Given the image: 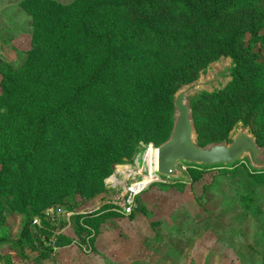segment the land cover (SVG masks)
I'll return each mask as SVG.
<instances>
[{"label":"rangeland","instance_id":"374dc122","mask_svg":"<svg viewBox=\"0 0 264 264\" xmlns=\"http://www.w3.org/2000/svg\"><path fill=\"white\" fill-rule=\"evenodd\" d=\"M86 1L0 0V236L17 239L29 219L31 225L37 219L36 226L42 229L32 239L33 247L26 244L21 250L11 242L6 245L7 250L13 249V258L31 255L36 258L40 254L58 255L62 248L69 247L66 251L71 253L100 254L104 264H264V109L253 114L243 110L239 120L223 133L212 123L215 113L219 114L216 107L198 100L202 93L222 89L233 80L235 65L230 57L207 59L200 67L196 64L191 79L179 85L173 101L184 97L191 136L200 147L229 146L241 133L255 140L257 151L245 153L234 164L180 161L174 176H161L154 172L153 156L163 141L151 140L140 142L130 158L115 164L98 181L99 150L91 145L95 150L91 155L85 138L72 133L70 128L58 129L54 122L42 126L39 116L26 117L20 111L24 95L21 88H25V94L29 93L36 75H44L35 70L43 65L38 58L53 50L59 40L65 41L73 28L74 15L83 10ZM258 2V10L264 8V0ZM63 7H70L64 18ZM249 18H245L243 27ZM35 22L41 25L36 28ZM114 22L124 24V15L97 14L94 22L89 20L93 28H108L115 36ZM240 22L236 18L232 28ZM164 24L167 29L163 30L175 37L179 34L177 39L181 43L161 49L160 44L147 37L131 41L132 45L147 50V57L155 53L161 58L159 66L150 62L141 71L143 75L150 72L154 81L166 70L182 72L177 65L183 60L194 57V62H199L202 54L210 52L202 45V36L190 31L195 20H165ZM217 24L212 33L229 32L221 28L220 22ZM258 33L264 35V27ZM249 38L248 34L244 36L236 47L245 50L250 46L258 55L257 61L264 63V52ZM190 39L196 49L190 44L186 48L185 42ZM101 47L96 40L90 44L81 41L80 49H76L82 57V86L95 77L92 69ZM52 59L48 58L47 66ZM29 72L36 74L27 78ZM63 83L67 85L69 81ZM242 98L246 103L244 94ZM155 99H147L144 107L147 129L153 119L163 124L162 115L153 108ZM85 115L82 120L86 124L92 122L90 115L86 112ZM172 116L167 138L176 117L174 106ZM80 119L76 121L78 124ZM151 176L157 178L141 192L132 195L128 191L132 184ZM129 198L131 210L125 213L123 206ZM52 237L56 240L54 252L49 241ZM111 252L117 258H109ZM64 259L65 264H77L71 263L73 258Z\"/></svg>","mask_w":264,"mask_h":264},{"label":"trees","instance_id":"16d2710c","mask_svg":"<svg viewBox=\"0 0 264 264\" xmlns=\"http://www.w3.org/2000/svg\"><path fill=\"white\" fill-rule=\"evenodd\" d=\"M79 3L80 1L77 2ZM258 4V0H88L83 10L74 15V23H69H73V28L66 35L65 41L59 40L54 44L53 50H48L38 58V62L43 65L35 70L44 72V75H36L35 84L31 86L29 93L25 94V88H21L20 93L24 95L19 109L24 111L26 117L39 116L42 126L46 127L49 122H54L58 129L70 128L72 133H78L85 138L86 148H89L91 155L95 151L90 148L91 145L99 150L101 171L97 180L100 181L112 171L115 164L130 158L137 151L140 142L165 141L173 119V95L179 85L191 79L193 67H200L207 59L227 56L235 65L233 80L222 89L202 93L198 99L216 107L220 115L215 113L212 123L226 133L239 120L243 110L253 114L264 109V63L257 61L258 55L250 46L245 50L236 47L248 34L250 41L259 44L264 52V35L258 33L264 27V8L258 10ZM69 8L63 7V18ZM113 12L116 15L123 14L125 18L121 26L114 22L116 26L113 32L116 37L108 32V28L96 29L90 25L89 20L94 22L97 14ZM70 14L72 12L67 18ZM246 17L250 18L247 26L243 27ZM236 18L242 22L232 28L231 23ZM128 20L132 23L127 24ZM165 20H195L190 31L202 36V45L210 52L202 54L199 62H194V57L183 60L177 65L182 72L166 70L154 81L149 77L150 72L143 75L141 71L150 62L158 63L159 66L161 58L155 53L147 57V50L132 45L131 41L133 42V38L139 40L147 37L160 44L161 49L181 43L177 39L179 34L175 37L163 30L167 29ZM218 22L221 23L220 26L223 25L221 28H226L229 32L212 33ZM35 23L36 28L41 25L39 22ZM62 23L63 21L60 27ZM133 24L135 26L132 28ZM95 40L102 46L95 52L96 64L92 69V77H95L90 84L88 81L82 86V57L76 49H80L81 41L90 44ZM191 41L185 42L186 48ZM189 47L196 49L194 41ZM69 54L71 55L67 58ZM48 58H53L48 63L53 70L47 66ZM34 74L29 72L26 77ZM68 81L67 85L63 83ZM242 93L246 96V103L242 101ZM151 97H156L153 108L162 115L158 116L163 124L153 119L151 127L147 129L144 124V107ZM85 112L92 119L89 124L82 120L86 119ZM79 117L80 124L76 122ZM59 145L65 147V144ZM38 229L36 225H31L29 219L24 223L17 239L5 241L16 243L21 250L26 244L33 247L35 241L32 239H35Z\"/></svg>","mask_w":264,"mask_h":264},{"label":"water","instance_id":"95a60500","mask_svg":"<svg viewBox=\"0 0 264 264\" xmlns=\"http://www.w3.org/2000/svg\"><path fill=\"white\" fill-rule=\"evenodd\" d=\"M173 106L176 110L175 121L170 136L158 147L155 174L165 177L174 176L176 165L180 161L230 165L240 160L245 153L257 151L255 140L244 133L235 136L229 146L221 144L208 148L198 146L191 136L192 125L184 97H177L173 101Z\"/></svg>","mask_w":264,"mask_h":264},{"label":"crops","instance_id":"0c3cea01","mask_svg":"<svg viewBox=\"0 0 264 264\" xmlns=\"http://www.w3.org/2000/svg\"><path fill=\"white\" fill-rule=\"evenodd\" d=\"M5 237L6 236L3 235L0 236V264H50V261H52L54 264H65L64 258H73L71 263L74 262L77 264H104L105 262V259H103L104 257L100 256V254L86 255L85 253L78 251V253H71L70 251H66V248L69 247L62 248L58 255L54 254L55 256L52 255L50 257L48 255H43L40 257L39 255L38 257L35 256L36 258H34V256L31 255L26 257L23 256L24 258H13V249L7 250L6 245L9 242L5 241L7 240ZM113 254L114 253L111 252L109 258H117L115 254Z\"/></svg>","mask_w":264,"mask_h":264},{"label":"built area","instance_id":"2783aa9c","mask_svg":"<svg viewBox=\"0 0 264 264\" xmlns=\"http://www.w3.org/2000/svg\"><path fill=\"white\" fill-rule=\"evenodd\" d=\"M141 183H144V180L136 182V183L132 184L131 186H129L128 191L132 195H135V194L141 192L143 190V187L141 186V188H138L139 187L138 185L141 184ZM123 209H124L125 213H129L130 212V210H131V200H130V198L127 200L126 204H124ZM38 224H39L38 220L34 219L33 220V225H38ZM49 241L53 245V252H54L56 250V248L54 247V241H56V240H55L54 237H52V238L49 239Z\"/></svg>","mask_w":264,"mask_h":264},{"label":"bare ground","instance_id":"6f19581e","mask_svg":"<svg viewBox=\"0 0 264 264\" xmlns=\"http://www.w3.org/2000/svg\"><path fill=\"white\" fill-rule=\"evenodd\" d=\"M204 86V85H203ZM154 154V153H153ZM154 158V162H155V167L157 166V155L155 154L154 156H153ZM151 164V163H150ZM121 169V168H120ZM126 169V168H125ZM129 171V170H128ZM131 172V171H130ZM154 172H156V171H154ZM115 178V177H114ZM157 177L156 176H151V177H148L147 179H145L144 180V183H141V184H139L138 186V188H141V186L142 187H144L148 182H150V181H152V180H154V179H156Z\"/></svg>","mask_w":264,"mask_h":264}]
</instances>
